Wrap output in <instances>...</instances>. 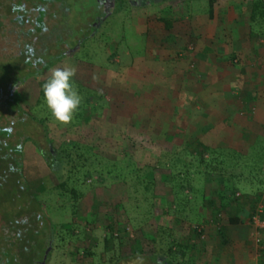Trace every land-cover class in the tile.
<instances>
[{
  "label": "rangeland",
  "instance_id": "1",
  "mask_svg": "<svg viewBox=\"0 0 264 264\" xmlns=\"http://www.w3.org/2000/svg\"><path fill=\"white\" fill-rule=\"evenodd\" d=\"M60 1L52 0L47 5L44 35L33 33L40 3L22 0L25 8L20 13L24 18L19 23L14 21L19 13L9 14L7 10L11 3L0 0L3 5L0 7V61L15 62L25 48L39 55L48 48L51 55L45 57L46 66L52 68L46 77L50 78L56 69H74V88L78 89V83L91 91L92 99L101 108L98 107L96 115L87 113L81 122L74 114L69 124H61L48 106H36L41 79L30 77L15 91L21 112L6 103L13 81L3 83L0 127L10 134L0 139L12 147H23V152L15 156L21 165L23 183L30 195L40 197V203L45 201V206L39 222L30 221L31 215L23 213L13 231L4 220L10 216L0 214V252L7 247L10 254H16V234L24 235L25 224L38 233L31 244L32 250L40 244L44 252L53 239L47 264H158L150 257L152 252L159 245L173 242L189 248L187 264H264V230L256 229L247 217L241 225L227 224L228 218L240 210L254 216L262 212L260 216H264V143L248 146L245 153L236 148L224 149V137H197L202 127L198 119L203 110L197 113L192 110L194 102L200 104L198 88L186 86L185 78L191 77L197 82L201 78L198 77L197 55L201 50L198 35H202L208 23L209 0H149L138 8L136 4L119 0L112 5L114 13L97 35L88 38L76 53L59 61L60 55L75 45L77 39L88 35L89 19L95 14L88 0H68L69 9L64 14L65 9L59 10ZM214 16H224V0L215 1ZM157 17L184 21H175L172 30L167 31ZM215 21L211 25L213 29ZM219 27L223 30L224 23ZM216 40L219 46L221 36ZM35 59L29 57L33 68L37 65ZM33 68L21 66L13 72V77L27 78L34 72ZM3 71L0 70L2 82L8 77ZM180 90L182 98H179ZM177 97L180 102L186 100V104L176 107L175 115L172 107L176 102V106L179 104ZM21 113L39 120L48 119L53 147L76 142L94 147L102 158L134 156L143 168H153V172L145 169L147 172L144 170L146 175H143L146 180L154 181L150 192L144 195L134 184V189L130 188V175L128 180L116 176L115 181L106 176L100 182L97 176L84 180L79 174L72 185L76 194L67 192L61 198L54 190L59 184L56 175L41 154L48 153L52 145L46 142L39 124L33 121L25 126L19 124ZM190 115L198 117L191 126ZM196 138L220 149L224 168L229 167L226 169V176L231 178L228 183L239 189L231 209L228 213L222 211L218 223L213 222V210L207 201H218V192L223 187L217 175L205 174L208 165L201 166L194 157L195 150L188 147ZM205 159L209 160V156ZM174 169L175 174L184 170L180 179L178 175L172 178ZM180 182L190 187L186 192L188 200L178 208L174 191ZM221 227L228 229V245L220 237ZM111 235L116 239L110 238ZM42 257L40 254L28 259H35L37 264ZM170 257H167L168 264H173L175 256Z\"/></svg>",
  "mask_w": 264,
  "mask_h": 264
},
{
  "label": "trees",
  "instance_id": "2",
  "mask_svg": "<svg viewBox=\"0 0 264 264\" xmlns=\"http://www.w3.org/2000/svg\"><path fill=\"white\" fill-rule=\"evenodd\" d=\"M66 1L65 3L69 7L68 0H61ZM79 1V0H76ZM216 0H209V10L208 16L209 18H213L214 16V3ZM90 3L89 6H93L94 0H88ZM2 3L0 2V7H2ZM20 4L12 5L10 4L7 8L9 14L10 13H20ZM69 9V8H68ZM71 10V8H70ZM159 23L164 25V28L167 31H171L175 21L182 22L184 21L181 18L178 19H166L157 17L156 18ZM16 22L22 23L20 18L14 20ZM251 23L253 25H257L258 27H264V2L262 0H255L252 6V16H251ZM2 24L0 23V26ZM169 37H167L168 39ZM164 40V39H163ZM165 43V42H164ZM163 44V42H162ZM163 49H168L163 47ZM178 49V47H176ZM175 50V49H174ZM178 54V51H177ZM30 51L27 50L26 53L23 52L21 56H19L15 62H1L0 61V70L5 72L8 75L7 79L3 82L0 81V93L4 91L3 83L7 80H12L13 85L12 89L8 93L7 98V105L12 109H18L20 112L22 108L20 106L19 99L15 96V91L18 90L19 87L24 85L26 81L32 78H39L40 86H39V98L37 99L36 106H40L45 104L47 106L44 93H43V86L48 81L49 78L46 77V71L50 69V66H44L41 69L37 67L38 65H33L29 62ZM62 59H58L59 61ZM58 61V62H59ZM57 62V63H58ZM56 64V63H55ZM54 65V64H53ZM26 68H33L34 74H30L27 78L23 79H15L13 72L19 71L20 67ZM4 67H6L4 69ZM78 86V93L81 96V104L78 110L75 112L76 119L81 122L83 117L89 115H96L98 107L101 106L96 105V102L92 99L94 96L89 92V90H85L80 84L76 83ZM84 90V91H83ZM182 90H180L179 98H182L183 95ZM100 94V93H99ZM1 98V97H0ZM102 99V96L100 97ZM179 102V99H178ZM98 103V102H97ZM101 103V101H100ZM99 103V104H100ZM1 105V101H0ZM101 105V104H100ZM180 103L176 106V104L172 107V112L176 115L177 108ZM176 108V109H175ZM23 115V116H22ZM19 124L25 126V123L29 121H33L39 124L43 129L44 138L46 142L52 145L51 150L48 153L41 152L42 157L45 159L49 169L56 175L58 185L54 188L57 191L58 195L62 198L65 197L67 192L69 195L74 196L76 194V189L74 188L73 183L77 179V176L81 174L84 180L88 178H92L94 176L98 177V180L104 182V177H109L111 180L115 181L116 176L123 179H127V176L130 175L131 184L129 185L130 188L135 189H142V193L145 195L146 193L150 192L151 186L154 184L153 179L146 180L144 176V170L152 171L153 168L142 167L140 166L135 160L134 156L127 157L126 155H119L115 158H102L100 155L96 154V149L91 146H82L79 143L71 142L66 144L65 142L60 143L59 146L53 147V141L49 139V131L47 126V118L38 119L36 117L31 116L30 114H22L20 115ZM10 132L0 127V138L8 137ZM29 140V139H28ZM27 140V141H28ZM188 147L190 149L195 150V156L197 161L201 163V166L204 164L208 165L205 167V174L210 175H217L220 179V183L222 185V190L218 192V201L216 199H210L207 201V204L213 210V222L218 223L220 221L219 216L222 215V211L224 213H228V211L232 207V203L235 199V196L239 192L237 187H230L229 185L231 178L226 176L227 170L229 167L224 168V155H222L219 148H213L209 143H205L203 139L196 138L193 141L189 142ZM186 151V150H184ZM23 152V147H12L11 143L2 141L0 139V214L6 213V217L10 216L5 220V224L10 228L11 231L14 230V227L18 225L17 220L22 216L23 213H26L28 216L31 215L30 221L34 223L39 222L41 219V214L44 211L45 201L40 203L39 198L37 196H32L28 192L27 186L23 183V177L21 174L19 161L15 158L16 155L21 154ZM190 158H194L191 154L189 155ZM205 156H209V160L205 159ZM145 170V171H146ZM116 171L119 173L116 175ZM146 171V172H147ZM174 169V174H172V178L175 175H178L180 179L182 176V172L184 170L178 171ZM182 171V172H181ZM130 173V174H129ZM207 174V175H208ZM144 175V176H143ZM128 180V179H127ZM229 182V183H228ZM121 183V182H119ZM125 184V183H121ZM72 186L70 189L69 187ZM190 185L188 186L186 183L180 182L177 188L174 191V200L176 206L179 208L183 202L188 200V196L186 194L187 189H189ZM133 188V189H134ZM137 191V190H135ZM4 196V197H3ZM243 214V215H242ZM242 215V216H241ZM254 213H247L243 210H240L237 215L234 217H229L227 220V224L230 226H238L243 223V218L247 217L249 221H252L254 217ZM264 219V216H261ZM32 225V224H31ZM28 226V225H27ZM25 224L22 226L24 227L25 233L23 236L16 234V242H17V252L16 254H10V249L4 247L5 251L0 252V264H35L34 261L29 259L31 256L36 258V255H44L43 246L37 245L33 250L31 249L32 243L35 241L36 237L38 236L37 231L34 232L33 227H27ZM112 230V229H111ZM128 230V229H126ZM113 231V230H112ZM195 232V231H194ZM228 229L226 227H221L219 229L220 237L223 240L224 245L229 244L228 239ZM35 236V237H34ZM200 236V235H199ZM112 239L114 238L113 235L110 236ZM121 238V237H120ZM107 242L108 239H105ZM165 241H169V238H166ZM15 242V245H16ZM53 242V239L52 241ZM14 244V243H13ZM12 245V244H10ZM13 246V245H12ZM42 246V247H41ZM33 251V252H31ZM189 248L187 246H183L179 243L173 242L168 244H164L163 246H158L155 252H152L150 257H153L158 264H168L169 260L167 257L170 255H174L175 257L172 258L173 264H187V253ZM34 254V255H33ZM264 254V252H262ZM30 258L28 259V257ZM163 256V257H162ZM5 257L6 260L2 258ZM50 257V256H49ZM48 257V260H49ZM161 257V258H160ZM27 258V259H26ZM164 258V259H163ZM171 258V257H170ZM174 259V260H173Z\"/></svg>",
  "mask_w": 264,
  "mask_h": 264
},
{
  "label": "crops",
  "instance_id": "3",
  "mask_svg": "<svg viewBox=\"0 0 264 264\" xmlns=\"http://www.w3.org/2000/svg\"><path fill=\"white\" fill-rule=\"evenodd\" d=\"M254 1L224 0V16H208L206 28L198 35L200 81L185 78L188 88H198L200 104L196 100L192 110H203L197 137H224V149L245 153L248 146L264 143V27L251 23ZM185 101H179V106ZM196 118L191 116L190 126Z\"/></svg>",
  "mask_w": 264,
  "mask_h": 264
},
{
  "label": "flooded vegetation",
  "instance_id": "4",
  "mask_svg": "<svg viewBox=\"0 0 264 264\" xmlns=\"http://www.w3.org/2000/svg\"><path fill=\"white\" fill-rule=\"evenodd\" d=\"M9 3H11L12 5H21L20 6V10H23V8H25L24 3H22V0H8ZM26 2L28 0H25ZM32 1H36L37 3H40L41 6H37L36 11L38 12V16L35 18V31H33V33H35L36 31L46 35L47 32V28L45 26V19H46V15H47V5L49 3H53L52 0H32ZM119 0H94V4L92 6V8L95 11L94 16H92L90 20V25L89 28L87 29L88 35L87 36H83V38H79L75 41V45L71 46L70 49L67 52H63L60 57L62 56V58H64L65 56L69 55V54H74L76 53L80 47L88 40V38H93L97 35L98 31L100 30V28L104 25L105 21L110 18V16L113 15L114 11L112 9V5L117 2ZM66 1H60L61 7L59 10H63L65 9L64 14H66V10L68 9L67 4L65 3ZM122 3H130L131 5H137L135 8L138 7H142L144 5H146L149 0H121ZM133 9V8H132ZM22 12V11H20ZM61 13V12H59ZM10 14H14V13H10ZM17 18H20L23 21L24 16L19 13V15L17 16ZM28 22V20H27ZM37 38V37H36ZM29 50L28 48H25L23 51L24 53H26V51ZM23 51L21 52V54H23ZM30 51V56L29 57H37V59H35V64L38 65V67L40 66V69L44 66H46L47 62L45 57H48L50 54L48 48H46L41 55L39 54H34V50H29ZM21 54L19 56H21ZM40 61H43L42 63H39ZM44 66H43V65ZM48 66V65H47ZM52 68V66L50 65V69L48 71H50ZM46 71V73L48 72ZM52 246V242H49V246ZM49 246L45 249V251L49 248ZM52 250V249H51ZM44 251V253H45ZM50 256V254H49ZM48 256V257H49ZM44 257V255H43ZM43 257L42 260L37 262V264H41L43 261ZM126 260V259H125ZM48 263V258H47V262ZM167 264V263H166Z\"/></svg>",
  "mask_w": 264,
  "mask_h": 264
},
{
  "label": "clouds",
  "instance_id": "5",
  "mask_svg": "<svg viewBox=\"0 0 264 264\" xmlns=\"http://www.w3.org/2000/svg\"><path fill=\"white\" fill-rule=\"evenodd\" d=\"M74 76V69H56L43 86L44 97L53 117L65 125L73 120L82 100L73 86ZM140 259L142 262V258Z\"/></svg>",
  "mask_w": 264,
  "mask_h": 264
},
{
  "label": "built area",
  "instance_id": "6",
  "mask_svg": "<svg viewBox=\"0 0 264 264\" xmlns=\"http://www.w3.org/2000/svg\"><path fill=\"white\" fill-rule=\"evenodd\" d=\"M260 214L262 212H259L256 216L253 217L252 223L258 230H264V219L261 218Z\"/></svg>",
  "mask_w": 264,
  "mask_h": 264
},
{
  "label": "water",
  "instance_id": "7",
  "mask_svg": "<svg viewBox=\"0 0 264 264\" xmlns=\"http://www.w3.org/2000/svg\"><path fill=\"white\" fill-rule=\"evenodd\" d=\"M51 249H52V246H51V244H50L49 248H48V249L45 251V253H44L43 261H42L41 264H46V262H47V258H48L49 254H50V252H51Z\"/></svg>",
  "mask_w": 264,
  "mask_h": 264
}]
</instances>
